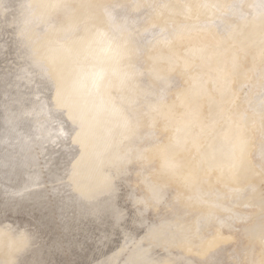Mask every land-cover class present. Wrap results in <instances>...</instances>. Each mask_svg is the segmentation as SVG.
Listing matches in <instances>:
<instances>
[{"label":"clouds","instance_id":"clouds-1","mask_svg":"<svg viewBox=\"0 0 264 264\" xmlns=\"http://www.w3.org/2000/svg\"><path fill=\"white\" fill-rule=\"evenodd\" d=\"M0 23L140 214L224 215L236 247L202 264H264V0H8Z\"/></svg>","mask_w":264,"mask_h":264},{"label":"rangeland","instance_id":"rangeland-1","mask_svg":"<svg viewBox=\"0 0 264 264\" xmlns=\"http://www.w3.org/2000/svg\"><path fill=\"white\" fill-rule=\"evenodd\" d=\"M7 2L0 0V13H4ZM20 45L17 31L9 23H0V264H27V261L28 264H127L131 253L128 255L125 247L131 249L137 240L147 253L151 251L149 256H154L155 251L158 255L164 254L144 241L147 224L155 222L156 217L147 213L139 218L141 214L128 198L125 185L119 181L109 183L92 167L88 172L83 171L88 163L57 134L61 131V121L57 118L55 93L47 82V75H43L45 72L29 54L26 56L27 51ZM47 131L50 136H46ZM70 163L71 166L78 163L74 181L69 180ZM62 177L66 179L63 184L59 180ZM92 188L99 191L96 198L100 197L101 201L85 205L86 190L93 192ZM20 229L32 232L31 239L22 245L18 243L23 239H16ZM232 249L226 242L217 243L211 249L214 256L211 255L210 261L218 256L226 257Z\"/></svg>","mask_w":264,"mask_h":264},{"label":"bare ground","instance_id":"bare-ground-1","mask_svg":"<svg viewBox=\"0 0 264 264\" xmlns=\"http://www.w3.org/2000/svg\"><path fill=\"white\" fill-rule=\"evenodd\" d=\"M2 1V0H1ZM5 1V0H4ZM1 8V7H0ZM1 10V9H0ZM1 12V11H0ZM3 26V25H2ZM15 37V35H14ZM16 41V40H15ZM18 44V43H17ZM21 46V45H20ZM26 51V50H25ZM28 56V53L27 55ZM32 61V59H31ZM34 61V60H33ZM33 65V64H32ZM35 67V66H34ZM37 70V69H36ZM41 70V69H39ZM33 71V69H32ZM42 71V70H41ZM40 73V72H39ZM43 73V72H42ZM37 75V74H36ZM43 75H46L45 73ZM41 75V76H43ZM40 77V76H38ZM46 77V76H45ZM40 79H43L40 77ZM47 80V79H46ZM48 82V81H47ZM46 82V83H47ZM49 86V85H47ZM48 89V88H47ZM50 89V87H49ZM46 103V101H45ZM48 103V102H47ZM49 105V104H48ZM42 107V106H41ZM43 108V107H42ZM41 108V109H42ZM40 109V110H41ZM47 109V108H46ZM45 109V110H46ZM49 109V108H48ZM42 113L44 110H41ZM48 111V110H47ZM40 113V111H39ZM40 113V114H42ZM38 114V113H37ZM48 114V113H47ZM55 118V116H54ZM58 118V117H57ZM43 119V118H42ZM51 119V118H50ZM59 120V119H58ZM54 121V120H53ZM54 124V123H53ZM57 124V123H56ZM41 125V124H40ZM45 125V124H44ZM58 125V124H57ZM49 126V125H48ZM54 126V125H53ZM61 127V126H60ZM59 127V130L61 129ZM54 128V127H52ZM56 128V127H55ZM50 130V129H49ZM36 131V130H35ZM52 131V130H51ZM57 131V130H55ZM37 132V131H36ZM48 132V131H47ZM59 134L60 132L57 131ZM39 133V132H38ZM45 133V132H44ZM49 133V132H48ZM54 134V133H53ZM37 135V134H36ZM49 134H46V136ZM45 136V135H44ZM48 136V137H49ZM58 136V135H57ZM61 136V135H60ZM36 137V136H35ZM39 137V136H38ZM50 138V137H49ZM55 138V136H53V139ZM57 137L54 139L56 140ZM40 140V139H39ZM24 141V140H23ZM27 141V140H26ZM51 141V140H50ZM49 141V142H50ZM21 142V141H20ZM62 142V141H61ZM67 143V142H65ZM34 144V143H32ZM38 145V144H37ZM45 145V144H44ZM47 145V144H46ZM45 145V146H46ZM53 145V144H51ZM48 146V145H47ZM59 146V145H58ZM65 146V145H64ZM68 146V145H67ZM43 147V146H42ZM74 148V147H73ZM33 149V148H32ZM45 149V148H44ZM48 150V149H47ZM63 150V149H62ZM61 150V151H62ZM68 150V147H67ZM73 151H75L74 149H72ZM21 151V150H20ZM24 151V149H23ZM44 151V150H42ZM69 151V150H68ZM19 152V151H18ZM78 152V151H77ZM66 153V152H65ZM71 152L69 151V154ZM75 153V152H74ZM21 154V153H20ZM47 154V153H46ZM40 156V154H38ZM37 155V156H38ZM71 155V154H70ZM73 155V154H72ZM77 155V154H75ZM79 155V153H78ZM35 156V155H34ZM68 156V155H67ZM4 157V156H3ZM19 157V156H18ZM30 157V156H29ZM61 157V156H60ZM64 157V156H63ZM73 157V156H72ZM77 157V156H75ZM7 158V157H6ZM21 158V157H20ZM71 158V157H70ZM78 158V157H77ZM82 158V157H81ZM80 158V159H81ZM9 159V158H8ZM30 159V158H29ZM46 159V158H45ZM73 159V158H71ZM76 159V158H74ZM33 160V159H32ZM38 160V159H37ZM65 160V159H64ZM73 161V160H72ZM71 161V162H72ZM80 161V160H79ZM79 161H77L79 163ZM28 162V161H27ZM26 162V163H27ZM69 162V161H68ZM76 161L74 160V163ZM66 163V162H65ZM76 163V164H78ZM83 163V162H82ZM73 164V163H72ZM75 164V166H76ZM80 164V163H79ZM27 165V164H26ZM71 166V163H70ZM73 168V166H71ZM79 167V166H78ZM66 168H68V166H66ZM70 168V167H69ZM77 168V167H76ZM88 168L91 169V166L88 164L87 168L83 171H89L87 170ZM12 169V168H11ZM39 169V168H38ZM82 169V168H81ZM66 173H69L67 171V169H65ZM70 171V170H69ZM4 172V171H3ZM12 172V171H11ZM28 173V172H27ZM34 173V172H33ZM63 174V173H62ZM61 174V175H62ZM71 174V172H70ZM69 174V176H70ZM86 174V173H85ZM36 175V174H35ZM87 175V174H86ZM37 176V175H36ZM64 176V175H63ZM66 176V175H65ZM13 177V176H12ZM18 177V176H17ZM25 177V176H24ZM23 177V178H24ZM35 177V176H34ZM57 177V176H56ZM68 177V176H66ZM103 177V176H101ZM63 178V177H62ZM65 178V177H64ZM63 178V179H64ZM86 178V177H84ZM34 180V179H33ZM49 180V179H48ZM60 180V179H59ZM99 180V179H98ZM72 181V180H71ZM77 181V180H76ZM56 182V181H55ZM66 182V179H65ZM101 183V180L99 181ZM105 182V181H104ZM8 183V182H7ZM75 183V182H74ZM84 183V182H83ZM99 183V184H100ZM12 184V183H11ZM17 184V183H16ZM21 184V183H20ZM48 184V183H45ZM106 184V183H105ZM123 184V183H121ZM23 185V184H22ZM52 185V184H51ZM115 186H118L116 184H114ZM113 185V186H114ZM18 186V185H17ZM49 186V185H48ZM93 186V185H92ZM111 187V185H109ZM122 186V185H121ZM74 187V186H73ZM76 187V186H75ZM106 187V186H105ZM2 188V187H1ZM13 188V187H11ZM10 188V189H11ZM42 188V187H41ZM48 188V187H47ZM103 188V187H102ZM113 188V187H112ZM66 189V188H65ZM68 189V188H67ZM93 189V188H92ZM117 189V187H116ZM8 190V189H7ZM94 190V189H93ZM92 190V191H93ZM104 190H107L106 188H104ZM46 191V190H45ZM48 191V190H47ZM97 191V192H96ZM108 191V190H107ZM117 191V190H116ZM125 191V190H124ZM127 191V190H126ZM125 191V192H126ZM7 192V191H6ZM35 192V191H34ZM43 192V191H42ZM53 192V191H52ZM105 192V191H104ZM122 192V193H125ZM4 193V192H3ZM9 193V192H8ZM12 193V192H11ZM69 193V192H67ZM86 195L84 197V203L85 205L91 204L97 200L101 201L99 198H96L98 196L99 191L98 190H94L93 192H89V190H86ZM102 193V192H100ZM113 193V192H112ZM120 193V195L122 194ZM7 194V193H6ZM14 194V193H13ZM25 195V194H24ZM49 195V194H48ZM71 195V194H70ZM74 196V194H72ZM107 195V194H106ZM16 196V195H15ZM126 196V194H125ZM128 196V195H127ZM18 197V196H16ZM80 197V195H79ZM78 197V198H79ZM104 197V196H103ZM102 197V198H103ZM106 197V196H105ZM123 197V196H122ZM11 198V197H10ZM70 198V196H69ZM74 198V197H73ZM77 198V197H76ZM129 198V197H128ZM34 200V199H33ZM42 200V199H41ZM69 200V199H68ZM72 200V198H71ZM81 200V199H80ZM83 201V199H82ZM18 202V201H17ZM39 202V201H38ZM111 202V201H110ZM96 203V202H95ZM109 203V201H108ZM100 205V204H99ZM131 205V203H130ZM82 206V205H81ZM113 206V204H112ZM42 207V206H41ZM120 208V207H119ZM91 209V207L89 208ZM118 209V207H117ZM122 208H120V211L122 212L123 210H121ZM112 210V208H111ZM116 211V210H115ZM119 211V210H118ZM138 211V210H137ZM113 212V211H112ZM127 212V211H125ZM134 212V211H133ZM21 213V212H20ZM71 213V212H70ZM116 213V212H115ZM137 213V212H136ZM149 214H152V216L154 215L156 217V221L152 222L151 224H147V235L144 237V241L148 244L150 247L154 248H158L161 249V252H164V254L162 255H158V253H154V256L152 255L149 256V253L151 251H149V253H147V251L145 250V248L140 246L139 241L137 240L136 243L135 241L133 242V247L131 249H127L126 248V252L128 255H130V253L132 254L133 252H137L141 255H143L146 259L152 261V264H202L203 261L208 260L210 261L211 255L214 256L211 253V249L214 248V246L217 243H222V242H226L228 246L233 247V249L228 253V255L226 257H221L218 256L216 259L213 260H217L219 258H221L220 260H227L230 259V253L235 249L236 247V242H237V235L235 234L233 229H229L228 227L224 226V221H225V216L224 215H220L218 217H216L215 219L212 220H208L202 216H200L199 214L193 213V212H186V211H177L175 213H169V214H161V215H156L153 212H148ZM63 215V214H62ZM70 215V214H69ZM111 216L116 215V214H111ZM140 215V214H139ZM135 216V215H134ZM142 214L140 215L139 218H141ZM120 217V216H119ZM116 218V217H115ZM121 219V218H120ZM63 221V220H62ZM114 221H112L113 223ZM145 221H143L144 223ZM67 223V222H66ZM142 223V222H141ZM32 224V223H31ZM112 225V224H111ZM142 226V224H141ZM32 227V226H31ZM113 227V226H112ZM117 227V225H116ZM114 228V227H113ZM122 228V227H121ZM33 229V228H32ZM123 230V229H122ZM35 232V231H34ZM33 232V234H34ZM31 230H27V229H20L19 232L16 233V239H23L22 242H19V245L24 244L25 242H27L28 240L31 239V235H30ZM127 233V231H126ZM104 234V233H103ZM111 236V235H108ZM132 236V234H131ZM143 236V235H142ZM106 236L104 235V238ZM110 238V237H109ZM108 239V237H107ZM134 239V238H133ZM140 239V238H139ZM135 240V239H134ZM133 241V240H132ZM132 243V242H131ZM128 244V243H127ZM142 244V243H141ZM144 244V243H143ZM142 244V245H143ZM125 245L121 246L122 248ZM120 247V248H121ZM131 247V246H130ZM120 250V249H118ZM158 251V250H157ZM228 251V250H227ZM129 252V253H128ZM118 254V252H116ZM115 253V254H116ZM211 253V254H210ZM126 254V255H127ZM111 255V254H110ZM114 256V255H113ZM112 256V257H113ZM117 256V255H116ZM119 256V255H118ZM117 256V257H118ZM131 256V255H130ZM198 256V257H197ZM116 257V258H117ZM123 257V256H122ZM128 258V257H126ZM115 259V257H114ZM113 259V260H114ZM35 260V259H34ZM112 260H110L111 262ZM32 262V261H30ZM36 262V261H35ZM118 262V261H117ZM116 263V262H115ZM119 263V262H118ZM125 262H123L124 264ZM26 264V263H25ZM28 264V261H27ZM33 264V262L31 263ZM35 264V263H34ZM37 264V262H36ZM39 264V263H38ZM113 264V263H112ZM117 264V263H116ZM121 264V263H120ZM126 264V263H125Z\"/></svg>","mask_w":264,"mask_h":264},{"label":"snow or ice","instance_id":"snow-or-ice-1","mask_svg":"<svg viewBox=\"0 0 264 264\" xmlns=\"http://www.w3.org/2000/svg\"><path fill=\"white\" fill-rule=\"evenodd\" d=\"M60 134L62 135L61 131H60ZM77 175H78V172H77L76 166L74 165L73 168H72V172H71V174L69 176V180H73L74 181L76 179ZM60 183L61 184L65 183L63 178H60Z\"/></svg>","mask_w":264,"mask_h":264}]
</instances>
